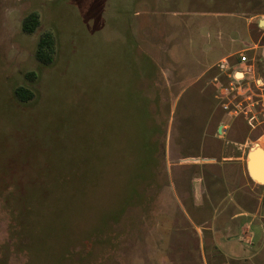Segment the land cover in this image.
Here are the masks:
<instances>
[{
	"label": "rangeland",
	"instance_id": "1",
	"mask_svg": "<svg viewBox=\"0 0 264 264\" xmlns=\"http://www.w3.org/2000/svg\"><path fill=\"white\" fill-rule=\"evenodd\" d=\"M256 11H264V0H0V130L5 126L2 111L18 85L32 86L46 97L53 94L61 113L80 106L98 113L92 142L73 160L78 173L95 181L93 190L66 200L60 231L45 238L43 250L27 249L12 213L0 210V260L79 264L84 242L79 231L95 226L109 202L119 201L111 196L125 198L123 189L146 158L143 146L153 128L146 98L150 92L143 82L149 64L139 56L142 53L158 68V93L151 97L157 99L151 112L162 130L156 137L158 167L150 184L138 185L143 201L107 222L108 233L121 235L117 254L106 263L204 264L168 250L170 229L176 225L174 210L192 203L194 178L203 177L207 205L209 198L224 191L214 178L221 170L211 159L222 149L215 140L220 124H230L242 139L257 124L253 135L264 131V58L256 57L263 78L257 85L249 77L238 79L242 74L230 67L238 68L242 55L250 58L254 53L218 60L223 48L240 51L242 43L254 42L247 22ZM32 12L39 14L41 25L27 36L22 21ZM206 22L213 26L203 29ZM48 31L58 41L57 61L49 68L34 58L40 36ZM135 42L138 50L129 54ZM29 72L38 74L36 84ZM230 171L240 174L231 189L246 184L242 164ZM70 231L73 236L65 243ZM58 244H63L61 249L48 256ZM209 247L206 243L212 264Z\"/></svg>",
	"mask_w": 264,
	"mask_h": 264
},
{
	"label": "trees",
	"instance_id": "2",
	"mask_svg": "<svg viewBox=\"0 0 264 264\" xmlns=\"http://www.w3.org/2000/svg\"><path fill=\"white\" fill-rule=\"evenodd\" d=\"M40 25L39 14L32 12L23 19L22 32L32 36ZM134 45L135 51L129 54L138 50L136 42ZM139 56L149 64V72L143 75V82L146 84L145 90L150 92L146 98L153 128L143 146L146 158L140 163L138 172L131 173L134 177L128 179L123 189L125 198L121 200L120 195L111 196L110 199L115 197L119 201L116 204L109 202V207L95 219V226L78 227H84L79 231L84 240L79 264H107L117 254L121 234L108 233L107 222L111 218H120L129 207L142 202L144 197L138 185L146 181L148 185L151 178H155L154 172L158 167L156 137L162 130L155 121V113L151 112V106H157V99L152 100L151 97L158 93V68L146 54L139 53ZM57 57L56 36L51 31L43 33L34 53L36 62L41 67L49 68L56 64ZM27 76L35 84L39 80L34 72L27 73ZM9 100L10 104L2 111L5 126L0 130V210L12 213L27 249L33 251L41 246L40 250H43L45 238L51 236L54 230L60 231V222L68 207L66 200L71 201L78 196L83 198L87 190H93L95 181L88 175L78 173L73 160L89 146V141L92 142L91 130L98 113L91 114L90 107L81 106L76 111L71 109L61 113L53 94L46 97L29 85L15 87ZM95 104H99L96 98ZM95 159L99 163L100 158ZM72 236L73 233L69 234L65 243ZM63 244H58L48 256L54 255ZM0 264H6L5 259H1Z\"/></svg>",
	"mask_w": 264,
	"mask_h": 264
},
{
	"label": "crops",
	"instance_id": "3",
	"mask_svg": "<svg viewBox=\"0 0 264 264\" xmlns=\"http://www.w3.org/2000/svg\"><path fill=\"white\" fill-rule=\"evenodd\" d=\"M212 26L208 22L202 24L203 29H210ZM247 28L248 35L254 42L242 43L244 49L240 51L231 48L224 51L223 48L218 60L223 63L241 52H252L255 56L249 55L248 60L254 68L256 78L263 81L257 70L256 57L261 54V58H264V11L251 14ZM202 36L205 37L207 34ZM230 41L233 43L235 40ZM209 49L215 50L211 46ZM230 67L235 74L236 70L241 69L239 64L238 68L234 64ZM237 77L240 79L243 75L237 74ZM245 77L248 78V76ZM249 78L252 79L251 76ZM259 126V124L254 126L242 139L234 134L230 124L224 122L220 124L215 140L222 143V149L211 159L215 161L212 165L219 166L221 170L214 178L224 191L221 193L216 191L217 195L215 198H209L207 205L204 201L203 177L194 178L192 203L187 206L188 208L179 205L178 209L174 210L177 226L174 225L170 229L168 250L172 252L178 250L185 258L202 259L204 264H209L205 250L207 243L210 245L209 259L215 260L212 264H231L232 262L264 264V185L254 181L247 170L249 151L256 144L264 150V131L253 135L254 130ZM247 148V153H242L243 149ZM230 151L237 152L238 155H231ZM240 164L243 166L246 184L231 189L230 184L233 180L239 181L240 174L230 170L233 166ZM260 176H263V173L260 172Z\"/></svg>",
	"mask_w": 264,
	"mask_h": 264
},
{
	"label": "water",
	"instance_id": "4",
	"mask_svg": "<svg viewBox=\"0 0 264 264\" xmlns=\"http://www.w3.org/2000/svg\"><path fill=\"white\" fill-rule=\"evenodd\" d=\"M247 170L254 181L264 185V150L259 144H256L248 153ZM260 172L263 176H260Z\"/></svg>",
	"mask_w": 264,
	"mask_h": 264
},
{
	"label": "built area",
	"instance_id": "5",
	"mask_svg": "<svg viewBox=\"0 0 264 264\" xmlns=\"http://www.w3.org/2000/svg\"><path fill=\"white\" fill-rule=\"evenodd\" d=\"M239 66H241L240 71H238L239 73H241L243 75V78H246L245 76L248 77H252L253 82L257 85L260 84V80L256 78L255 76V72H254V68L253 66L250 64L248 58L245 55H242L240 57V63Z\"/></svg>",
	"mask_w": 264,
	"mask_h": 264
}]
</instances>
